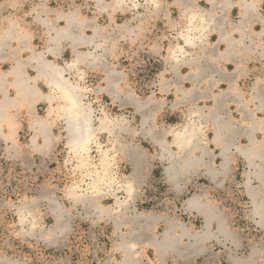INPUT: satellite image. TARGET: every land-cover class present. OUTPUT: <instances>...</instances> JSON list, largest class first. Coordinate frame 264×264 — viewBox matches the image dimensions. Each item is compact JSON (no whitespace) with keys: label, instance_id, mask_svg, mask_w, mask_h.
Returning <instances> with one entry per match:
<instances>
[{"label":"rangeland","instance_id":"obj_1","mask_svg":"<svg viewBox=\"0 0 264 264\" xmlns=\"http://www.w3.org/2000/svg\"><path fill=\"white\" fill-rule=\"evenodd\" d=\"M247 1L254 13L248 32H258L264 0ZM239 2L0 0V76L20 67L22 76L37 89L30 96L36 99L34 104L25 101L13 87L21 77L11 75L6 79V95H0V101L8 98L12 105L24 104L22 110L15 107L7 114L19 118L14 140L0 133V260L104 264L116 239L109 220L94 214L93 204L108 209L117 199L127 202L122 209L127 215L136 211L181 215L182 196L169 190L159 164L142 182L134 180L137 159L143 153L155 155L150 140L141 137V122L157 112L158 118L168 113V125H184L191 111L208 112L213 102L184 101V93L196 87L179 82L191 73L182 64L185 57L213 62L210 52L225 51L218 35L228 34L238 24ZM202 17L210 19L204 28ZM64 28L70 39L57 36ZM71 37L82 42L73 44ZM184 37L193 44L186 45ZM258 42L255 39L254 45ZM39 56L63 70L64 79L91 112L92 135L86 150L68 146L62 114L66 102L49 79H37ZM260 57L255 53L247 60L253 73L239 82L238 91H246L245 79L253 81L259 75L255 67H260ZM224 66L213 70L217 80L219 73H232L233 65L227 70ZM226 90L223 83L211 87L210 93ZM51 96L55 99L48 100ZM234 109L231 103L223 106L226 116ZM38 120L45 124L47 143L46 135L34 125ZM129 180L134 181L130 194ZM155 182L163 184L177 202L173 211L150 201Z\"/></svg>","mask_w":264,"mask_h":264},{"label":"crops","instance_id":"obj_2","mask_svg":"<svg viewBox=\"0 0 264 264\" xmlns=\"http://www.w3.org/2000/svg\"><path fill=\"white\" fill-rule=\"evenodd\" d=\"M239 7L238 24L231 26L226 35L219 32V42L226 46L223 53L210 52L213 62L202 63L186 57L183 60L182 67L191 73L179 82L196 87L184 93V101L213 102L208 112L200 108L191 111L184 125H168V113L158 118L157 112L143 117L141 122V137L150 140L155 155L143 153L137 159L133 165L134 180L142 182L159 164L169 190L182 196L181 215L152 211L127 215L122 211L127 202L117 199L109 210L93 204L94 214L109 220L111 236L116 239L113 254L107 256L104 264H216L218 261L264 264V18L257 19L260 31L248 32L254 17L253 5L240 0ZM201 20V28L210 24V19ZM57 36L70 39L66 28L57 32ZM255 39L261 43L255 46ZM71 41L76 45L82 42L73 37ZM245 41L252 45H244ZM255 53L261 56L260 67H255L260 73L253 81L245 79L246 91H238L239 82L253 73L254 68L247 60ZM242 55L246 58H241ZM229 64L233 65L230 75L219 73L220 79L214 78L217 75L214 76L213 70L224 65L227 70ZM37 69V79H49L43 64L39 62ZM11 75L21 77L13 85L18 95L34 104L36 99L30 96L36 95L37 89L22 76L19 67L0 76V95H6V79ZM223 83L226 91L210 93L211 87ZM227 103L235 106L228 116L223 111ZM12 104L8 98L0 101V133L10 140H14L19 128V118L15 120L7 114L15 107L21 110L24 107L23 102ZM34 125L39 133L47 134L43 121L38 120ZM36 135L32 138L34 147ZM47 140L46 135L45 143ZM133 183L129 180L126 186L129 194L133 193ZM0 264L21 263L0 260Z\"/></svg>","mask_w":264,"mask_h":264},{"label":"bare ground","instance_id":"obj_3","mask_svg":"<svg viewBox=\"0 0 264 264\" xmlns=\"http://www.w3.org/2000/svg\"><path fill=\"white\" fill-rule=\"evenodd\" d=\"M184 38L186 45H190L191 43L193 44L191 38ZM37 60V63L40 62V64L44 65L45 73L47 74L51 82L56 85L59 92V97L66 102L63 107L62 114L64 117L63 120L65 122V132L67 134L68 146L71 149L84 150L90 141V136L92 135L91 124L93 120L91 118L92 115H90L91 112H87L84 106L81 104V100L79 99V96L76 92V88L64 79L62 69H59L56 66L51 65L50 63H46L44 60H42L41 57ZM18 75L20 76V73Z\"/></svg>","mask_w":264,"mask_h":264},{"label":"built area","instance_id":"obj_4","mask_svg":"<svg viewBox=\"0 0 264 264\" xmlns=\"http://www.w3.org/2000/svg\"><path fill=\"white\" fill-rule=\"evenodd\" d=\"M154 182V181H153ZM159 182H155L154 185H152L153 193L152 196L150 197V201L153 203H158L163 210L171 212L173 211L174 208L177 206V202L175 199L173 200L172 198L169 197V193L167 192L166 189L163 188V184L159 185ZM216 264H226L225 261H218Z\"/></svg>","mask_w":264,"mask_h":264}]
</instances>
